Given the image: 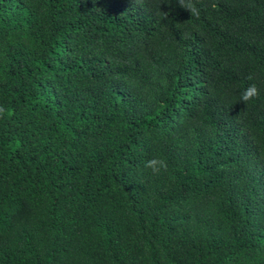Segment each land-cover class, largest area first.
Instances as JSON below:
<instances>
[{
	"label": "trees",
	"instance_id": "1",
	"mask_svg": "<svg viewBox=\"0 0 264 264\" xmlns=\"http://www.w3.org/2000/svg\"><path fill=\"white\" fill-rule=\"evenodd\" d=\"M189 2L0 0V264H264V0Z\"/></svg>",
	"mask_w": 264,
	"mask_h": 264
},
{
	"label": "clouds",
	"instance_id": "2",
	"mask_svg": "<svg viewBox=\"0 0 264 264\" xmlns=\"http://www.w3.org/2000/svg\"><path fill=\"white\" fill-rule=\"evenodd\" d=\"M178 3L182 7L189 9L192 15L194 14L193 4L190 2L185 3V0H178ZM260 95V89L257 88L255 84H252L240 93V98L237 102H243L247 105L250 101L258 98ZM5 115H11V113L8 112L3 106H0V118H4ZM145 167L150 168L154 174L159 175L162 171L167 170V161L159 157H154L145 163Z\"/></svg>",
	"mask_w": 264,
	"mask_h": 264
}]
</instances>
